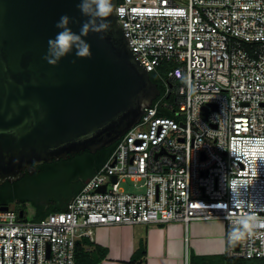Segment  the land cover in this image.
I'll return each mask as SVG.
<instances>
[{
	"label": "built area",
	"instance_id": "obj_1",
	"mask_svg": "<svg viewBox=\"0 0 264 264\" xmlns=\"http://www.w3.org/2000/svg\"><path fill=\"white\" fill-rule=\"evenodd\" d=\"M116 12L164 91L65 210L32 221L0 208V264L3 246V264L24 263L13 235L25 264L36 241V264H76L95 227L210 219L226 223L228 256L264 260V0H118Z\"/></svg>",
	"mask_w": 264,
	"mask_h": 264
},
{
	"label": "water",
	"instance_id": "obj_2",
	"mask_svg": "<svg viewBox=\"0 0 264 264\" xmlns=\"http://www.w3.org/2000/svg\"><path fill=\"white\" fill-rule=\"evenodd\" d=\"M79 3L0 0V186L33 173L36 165L115 144L161 95L131 49L117 16L118 0L105 39L95 33L84 38L91 58H78L74 49L56 66L47 63V41L60 31L55 25L62 15L79 34L87 19ZM13 237L24 240L25 264L26 236ZM36 251L37 241L35 264Z\"/></svg>",
	"mask_w": 264,
	"mask_h": 264
},
{
	"label": "trees",
	"instance_id": "obj_3",
	"mask_svg": "<svg viewBox=\"0 0 264 264\" xmlns=\"http://www.w3.org/2000/svg\"><path fill=\"white\" fill-rule=\"evenodd\" d=\"M150 74L163 93L164 84L154 73L151 72ZM161 114L166 116L173 115L170 111H163ZM115 145L104 147L96 153H92L87 149L68 159L36 165L33 173H24L23 182L12 185L11 182L7 181L0 186V204L10 205L15 203L17 198L24 203L27 199V193L42 196L47 201L44 204L37 203L33 207L35 211L32 219H30L32 221L40 220L52 212L65 210L68 202L82 189L85 181L93 176L106 162L115 149ZM25 184L27 185L23 186ZM20 208L27 213L28 207L25 204L21 205ZM24 219L28 218L25 217ZM146 253V245L143 244L128 263L134 264L138 261V257H145ZM107 255L108 249L97 244L90 237L83 236L77 240L76 264H99ZM225 260V264H264V260L260 258L247 259L227 255ZM192 264H215V262L211 257L198 256L192 261Z\"/></svg>",
	"mask_w": 264,
	"mask_h": 264
},
{
	"label": "crops",
	"instance_id": "obj_4",
	"mask_svg": "<svg viewBox=\"0 0 264 264\" xmlns=\"http://www.w3.org/2000/svg\"><path fill=\"white\" fill-rule=\"evenodd\" d=\"M88 237L108 249L99 264H129L143 244L146 256L134 264H192L198 256L225 264L227 256L226 223L220 219L98 226Z\"/></svg>",
	"mask_w": 264,
	"mask_h": 264
},
{
	"label": "clouds",
	"instance_id": "obj_5",
	"mask_svg": "<svg viewBox=\"0 0 264 264\" xmlns=\"http://www.w3.org/2000/svg\"><path fill=\"white\" fill-rule=\"evenodd\" d=\"M77 7L82 15L87 17L81 24L79 34L73 32L69 27L71 18L62 15L55 25L60 31L54 38L47 41L48 50L44 59L52 66H56L74 49L78 58H91V45L84 38L88 37L90 33H95L103 40L105 34L111 29V22L108 18L114 13L113 0H80Z\"/></svg>",
	"mask_w": 264,
	"mask_h": 264
},
{
	"label": "flooded vegetation",
	"instance_id": "obj_6",
	"mask_svg": "<svg viewBox=\"0 0 264 264\" xmlns=\"http://www.w3.org/2000/svg\"><path fill=\"white\" fill-rule=\"evenodd\" d=\"M24 178H25V175H23V177L21 179H19L18 181L11 182V184L15 185L18 182H23ZM26 185L27 184H25L23 186H26ZM28 189H29V187H28ZM26 195H27V197H26L27 199L24 201V203L19 198L15 199V203L17 205H19V206L25 204L27 207H32L33 208L37 203L38 204H44L47 201L45 198H43L42 196H40L38 194L31 195L30 193L29 194L27 193Z\"/></svg>",
	"mask_w": 264,
	"mask_h": 264
},
{
	"label": "rangeland",
	"instance_id": "obj_7",
	"mask_svg": "<svg viewBox=\"0 0 264 264\" xmlns=\"http://www.w3.org/2000/svg\"><path fill=\"white\" fill-rule=\"evenodd\" d=\"M125 185V187L127 188V189H129V188H131V186H129L130 184L129 183H127V184H124ZM34 208H32V207H28V211H27V216H26V218H28V219H32V216L34 215Z\"/></svg>",
	"mask_w": 264,
	"mask_h": 264
}]
</instances>
